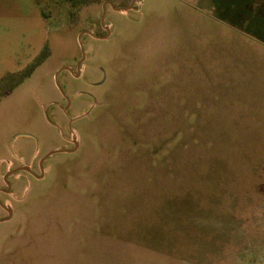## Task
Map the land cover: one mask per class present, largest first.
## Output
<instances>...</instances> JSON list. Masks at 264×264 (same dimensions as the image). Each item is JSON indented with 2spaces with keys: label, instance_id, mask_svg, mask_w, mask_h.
<instances>
[{
  "label": "rangeland",
  "instance_id": "1",
  "mask_svg": "<svg viewBox=\"0 0 264 264\" xmlns=\"http://www.w3.org/2000/svg\"><path fill=\"white\" fill-rule=\"evenodd\" d=\"M132 1L0 0V264H264V0Z\"/></svg>",
  "mask_w": 264,
  "mask_h": 264
},
{
  "label": "trees",
  "instance_id": "2",
  "mask_svg": "<svg viewBox=\"0 0 264 264\" xmlns=\"http://www.w3.org/2000/svg\"><path fill=\"white\" fill-rule=\"evenodd\" d=\"M50 55V50L47 48L38 57L37 60L30 65L25 71L19 72L17 74L9 75L0 81V90H3L5 94L0 95V97L12 92L16 87L23 83L27 78L31 77L36 69L43 63V61Z\"/></svg>",
  "mask_w": 264,
  "mask_h": 264
},
{
  "label": "water",
  "instance_id": "3",
  "mask_svg": "<svg viewBox=\"0 0 264 264\" xmlns=\"http://www.w3.org/2000/svg\"><path fill=\"white\" fill-rule=\"evenodd\" d=\"M137 1H138V0H133V1L131 2V4L129 5V7L125 8V9L117 8L116 6H114L113 3H110V2H109V5H110L112 8H114L115 10H130V9L133 8L134 4H135ZM105 18H106V13L104 12L103 20H102V24H103V25H104V22H105ZM105 29L108 31V33H110V29H109V28L105 27ZM87 33L91 34V32H87ZM81 37H82V34L80 35V40H81ZM82 49H83V48H82ZM83 57H84V59H85V57H86L85 52H84V56H83ZM63 70L71 71V69L68 68V67H63V68L61 69V72H62ZM71 72H72V71H71ZM79 73H80V71H79ZM57 77H58V75H57ZM57 77H56V78H57ZM75 144H76V146H77V142H76ZM69 152H71V151H67V150H55V151H52V152H50V153L44 158L43 161L47 160L48 158H50L51 156H53V155H55V154H59V153H69ZM21 171L28 172V173H30L31 175H33L34 177H36L37 179H40L41 177L44 176V171H43V169H42V175H41V176H37L29 166L20 167V168H18V169H16V170H13V171L8 172V173L5 175V177H4V181H5V183H6V185H7L8 188H7V190H2V189H0V191H3V192H5V193H10L11 190H12V185H11V183H10V181H9V178H10V176H12L13 174H15V173H17V172H21ZM9 212H10V214H12L10 210H9ZM8 220H9V219H7L6 221H8ZM0 222H4V220H0Z\"/></svg>",
  "mask_w": 264,
  "mask_h": 264
},
{
  "label": "flooded vegetation",
  "instance_id": "4",
  "mask_svg": "<svg viewBox=\"0 0 264 264\" xmlns=\"http://www.w3.org/2000/svg\"><path fill=\"white\" fill-rule=\"evenodd\" d=\"M6 190H7V189H6ZM2 192H3V191H2ZM0 207L3 208L4 210L7 209V208H6L3 204H1V203H0ZM9 214H10V212L8 211V216H7L6 218H4V219H0V220H4V221H6L7 219H9V217H10V215H11V214H10V215H9Z\"/></svg>",
  "mask_w": 264,
  "mask_h": 264
}]
</instances>
